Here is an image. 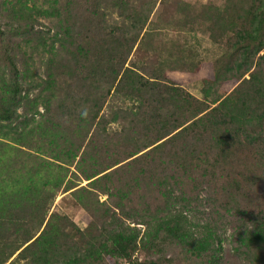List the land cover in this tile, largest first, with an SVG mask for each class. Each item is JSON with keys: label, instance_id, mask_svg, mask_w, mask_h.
<instances>
[{"label": "trees", "instance_id": "obj_1", "mask_svg": "<svg viewBox=\"0 0 264 264\" xmlns=\"http://www.w3.org/2000/svg\"><path fill=\"white\" fill-rule=\"evenodd\" d=\"M222 2L221 9L205 6L200 17L224 53L211 66V79H203L198 100L169 86L160 72L140 68L141 75L135 66L125 67L135 40L112 38L103 27L104 10H125L128 0H66L65 15L84 17L87 27L72 36L75 22L67 21L63 41L78 56L90 55L96 68L82 66L88 74L79 87L100 76L116 95L137 101L124 143L112 148L109 137L90 133L98 112L87 120L84 112L63 113L61 105L62 117L39 114L20 126L17 110L26 99L21 74L10 55L0 57V264L15 254L32 264H53L56 257V264H157L132 260L133 254H161L169 245L181 250L183 264H218L222 248L215 230L194 229L183 211L174 210L173 186L190 194L205 186L237 199L241 210L235 212L254 224L238 236L236 253L247 264H264V0ZM168 104L178 112L171 119ZM126 113L118 111L110 121ZM133 133L143 142L131 140ZM60 190L89 216L84 230L50 211ZM99 195L119 215L99 203ZM120 218L139 220L145 229ZM73 239L85 241L83 251L74 246L59 254Z\"/></svg>", "mask_w": 264, "mask_h": 264}, {"label": "rangeland", "instance_id": "obj_2", "mask_svg": "<svg viewBox=\"0 0 264 264\" xmlns=\"http://www.w3.org/2000/svg\"><path fill=\"white\" fill-rule=\"evenodd\" d=\"M179 2L183 3L180 9ZM65 3L66 0H0V31L3 34L0 41V57L2 59L3 56L10 55L13 58L21 74V95L26 97L23 105L17 110V114L21 116L17 123L22 126L25 119L32 120L35 117L38 120L39 114L62 117L63 113L69 110L74 117L84 112V117L88 120L98 112V118L94 121L90 133L95 131L109 137L108 144L111 145L108 148L121 145L127 135L124 134V129L131 121L130 112L137 101L128 99L123 94L116 95L113 89H110L108 81L100 76L88 80L85 88L79 87L77 81L88 74V70L96 68L94 61L89 59L90 55L86 58L78 56L77 51L63 41V29L69 24L67 21L70 24L75 22L72 36L87 27L84 17L78 20L77 15L74 17L73 13L71 17L65 15ZM222 5V0H128L125 10H104V34L112 38H124L129 43L135 40L125 67L135 66L136 71L141 68L148 74L154 70L160 72L168 80L169 86L202 100V81L211 79V66L221 58L224 48L220 41L214 39L200 17H205V6L221 9ZM131 9L134 14L137 13L134 18L129 14ZM1 64L3 66V61ZM82 66L87 72L81 69ZM109 89L110 92L107 93ZM34 100L36 104L31 105ZM61 105L63 113L58 115ZM34 107H37V114ZM164 110L170 113V119L178 114L170 104L166 105ZM118 111L127 112L125 118L117 123L111 122L112 116ZM180 116L181 114L177 117ZM135 135L136 137L130 139L143 142V139L137 138L139 133ZM9 141L2 140L13 145ZM63 167L67 168L66 165ZM68 169L70 172L74 171L73 166ZM72 180L75 182V178ZM85 184L83 181L80 186ZM179 188L182 189V186H173V196L178 198L174 210L183 211L187 220L195 226L194 229L199 230L208 225L215 230L222 248L218 264H247L246 260L236 253L235 248L238 236L251 228L254 222L252 218L235 212L236 207L241 210V206H238L240 202L237 199L222 197L217 191L211 193L205 186L194 194L185 193ZM62 197L66 200L61 201ZM181 197L184 201L179 203ZM67 198V193L61 194L60 190L50 211L68 216L77 228L84 230L90 221L89 216ZM98 201L105 203V206L119 215L107 196L99 195ZM184 205L186 207H183ZM120 220L125 225L137 227L141 232L145 229L144 226L136 224L139 220ZM84 243L85 241L73 239L65 248H61L59 254H70L67 248L74 246L76 250L83 251ZM16 256L17 254L7 264H32L30 258L23 260L17 259ZM57 260V257L53 259V264H56ZM132 260L155 261L157 264L185 262L181 250L173 245L167 246L161 254L137 250ZM116 264L129 263L118 261Z\"/></svg>", "mask_w": 264, "mask_h": 264}]
</instances>
